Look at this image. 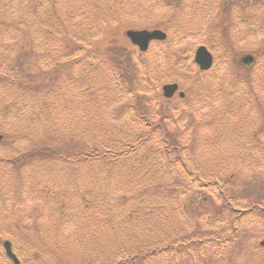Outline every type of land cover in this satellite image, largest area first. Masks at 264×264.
Returning a JSON list of instances; mask_svg holds the SVG:
<instances>
[{"label":"rangeland","instance_id":"rangeland-1","mask_svg":"<svg viewBox=\"0 0 264 264\" xmlns=\"http://www.w3.org/2000/svg\"><path fill=\"white\" fill-rule=\"evenodd\" d=\"M59 1L63 4L61 15H66L64 6H69L66 10L70 11L72 0ZM75 1L81 11H87L82 12L80 19L68 13L64 31L70 35L73 23L78 22L86 45L71 49L66 39L51 38L49 48H41L50 34L43 36L48 25L43 22L45 14L40 12L41 22L31 27L36 35L33 46L19 51L38 78L58 62H72L62 80L55 87H45L43 78L29 91L22 87L19 109H0V264H10L1 248V242L10 237L22 253L23 264H264V253L259 255L251 248L253 244L259 247L264 219L256 215L251 220V214L240 222V228L245 229L240 234L242 250L236 251L228 243L219 257L206 242L199 251L190 243L184 244L187 248L180 254L173 249L160 257L147 253L159 246L156 243L173 241L172 230L188 241L198 233L208 238L221 226L226 227L228 218L233 216L227 210L222 215L224 219L205 223L208 216L202 215L199 219L203 225L183 215L170 224L163 220L175 217H170L172 213L163 215L153 206L154 191L158 190L153 184L160 183L159 190L164 195L167 190L184 188V177L174 171L172 176L170 170L164 174L152 154L139 165L143 160H134L133 153L141 155L143 149L151 153L148 147L139 145L131 152L130 160L120 164L107 163L105 158L83 165L74 162L77 154L95 148L97 153L111 148L119 149L115 153L128 152L125 145L131 144L139 133L149 131L164 115V129L176 134L182 146L190 147L189 157L195 165L206 168V172L225 173L223 178L232 180L226 189L245 202L260 198L264 206V33L259 31L264 22V0H218V9V3L212 0ZM181 2L185 3L180 5ZM23 3L24 0H0V29H4L5 19L1 9L9 18L10 12ZM179 5L181 9H175ZM95 6H100L101 14ZM15 14L17 22L21 14L19 10ZM176 20V37L169 39L168 44H151L141 55L145 68L151 72L149 83H157L156 91L163 100L155 102L152 93L143 97L140 114H146L150 124H144L141 115L139 120L129 121L134 113L124 110V106L131 98L123 96L115 103L112 89L121 72L129 88L139 86V54L138 48L122 34L129 29L164 30L170 25L167 22ZM15 30L4 32L9 42L20 36ZM223 31L233 49L222 42ZM199 46L219 54L213 67L200 77L194 63ZM251 54L256 55L255 64L249 69L240 65L239 59ZM1 62L5 66V60ZM192 76L200 80L196 86L188 83ZM173 82L178 83L185 96L181 100L176 93L168 103L161 88ZM2 93L0 85L3 97ZM7 103L9 97L1 99L2 107ZM157 133H161L159 127ZM48 150L62 153L71 163L57 165ZM5 158L17 164L1 161ZM42 173L49 178H38ZM52 183L61 193H55L61 201L52 194ZM93 188L94 193L87 192ZM187 198L193 207L201 206V213L213 201L204 193L192 200L191 196ZM157 222L166 225L157 227ZM138 251L151 256L144 260L137 256Z\"/></svg>","mask_w":264,"mask_h":264},{"label":"trees","instance_id":"trees-1","mask_svg":"<svg viewBox=\"0 0 264 264\" xmlns=\"http://www.w3.org/2000/svg\"><path fill=\"white\" fill-rule=\"evenodd\" d=\"M32 1L36 3H33ZM100 1L102 2V0ZM108 1L109 0H103L102 3H108ZM95 2H97V0H95ZM110 4L111 2L109 3V5L106 4L108 6L107 8H109ZM21 5L22 6H20L19 8L10 12L9 18L8 16H6V13L1 9L2 12L1 15L5 19L2 21L4 29H0L1 30L0 45H3V47L2 46L0 47V85H2L3 88V93H2L3 97L0 96V109L3 108L17 109L18 104L21 103L23 100L22 93L20 92L21 88L24 87L26 90L29 91L34 87V83L36 81L41 80L42 82L44 79V81L46 82L42 84L45 87H52L54 85L56 86V84L59 82V79L62 80L64 72H66L67 69H69V67H71V65L73 64L72 62H70L69 64L67 62L66 63L58 62L53 66H51L49 73L47 72L46 74L44 73L40 74V77L43 75L42 77L43 79L35 77L32 74L31 65L29 63L28 64L26 63L25 57L23 58V54L19 53V51L20 50L23 51V49H25L26 46H33V43L35 42L33 40V35L34 36L36 35L32 31L31 27L35 26V24L38 25V22H41V20L39 21L40 18L38 17L40 12H43L45 14L44 17L45 20L43 22H46V24L48 25V29L45 32H42L43 36H45L46 33L50 34L48 38L45 37L46 42L45 41L42 42L41 48H45L47 50L50 45L48 40H50L51 38L52 39L58 38V40L66 39L65 42L67 46H70L71 49L79 50L82 46L86 45L85 44L86 42L83 40L84 35L81 34V31L78 28V26L81 24H79L78 22L77 24L75 22L73 23V26L71 27L72 29L70 35L65 33L64 31L65 25H68L65 20V18L68 16V13L69 14L73 13L77 19H80L82 17V12L87 11V10L81 11L80 5L75 0H72L71 8H69L70 11L66 10L69 6L68 7L64 6V8H66L65 9L66 15L63 16L61 15L62 12L61 8L63 7V4L62 1L59 0H24V3ZM106 5L103 6L104 9L106 8ZM9 6H12V4L4 5V7L6 8ZM95 8L98 14L102 13L100 6H95ZM175 9H178V7H176ZM18 10L21 15H18L19 20L16 22L15 13L18 12ZM11 28L13 29L15 28L16 29L15 31H17V34H20V36L18 37L16 36L17 38H12L11 41L9 42V38L4 34V32H9ZM12 31L13 30H11V32ZM259 31H262L264 33V22L260 26ZM63 33L64 35H62ZM80 34L82 35L81 37ZM56 35H59V37ZM177 36H179V34H177ZM221 37H222V42L230 44L228 39V34L226 32L223 31ZM8 42H9V46L7 48ZM222 42L220 41L219 43ZM166 44H168V41L166 42ZM14 55H16L17 57L13 58ZM109 57L110 56L108 55V58ZM141 58L142 57L140 56L139 59L136 60L138 64L137 67L139 69L138 71L139 76L137 79V83L139 84V86L132 89L129 88L130 86L128 87L127 83L122 79V72H121V75L116 78L117 85L116 88L114 87V89H112V93L114 95L113 97L115 98L114 99L115 103L117 102V100H121L123 96L131 98V101L129 102L130 104L128 103L126 104V106H124V110L130 109L132 113H134L132 117L130 116L128 118L129 121L130 118L131 121L134 120L132 118L139 120L140 119L139 115H141V119L144 120V124H150L148 120L146 121L147 119L146 114H142V113L140 114L141 107L139 105L141 104L142 99H144L143 97L147 96L149 93L150 94L152 93V97H154L153 99H155V102L163 99L161 95H158V92L156 91L158 87L157 83L150 85L149 78L151 72L147 68H145V63L141 60ZM1 60L2 61L5 60V66L4 63L1 62ZM77 61L78 60H76V62ZM20 69H22L23 71H21ZM106 72L107 71H104V73ZM202 74L204 75V73L197 71L198 77L202 76ZM187 80L188 83L191 82V84H194V86L197 85V82L198 84L200 82V80H198L195 76L188 77ZM246 82L249 83V81ZM144 84H145V89L143 90ZM251 91H253L252 88ZM251 94L254 97L255 92L253 91ZM5 97H9V103H7V105H4L2 107L1 99ZM167 102L169 103L170 100ZM159 117H160L159 121L157 123H154V125L150 128L149 131L139 133V135L135 137V139L131 144L128 143V145H125V148L128 149V152L122 151L120 153H115V151H118L119 149L111 148V149H104L103 153H97L96 149L98 148H95L77 154V156L74 158V162L83 165L90 162H100L102 158H105L104 160L108 161L107 163L113 164L119 162L120 164L128 160L130 158L131 152L135 151V149H137L139 145H144L148 147L151 150V153H149L146 149H143L141 155H138L136 151L133 153L132 157L134 158V160L139 158L143 160L139 165L146 162L147 159H149L152 154V156L155 155L156 158L155 161L158 164V168L159 165H162L160 169L162 172H164V174L168 173V171L170 170L171 172L173 171L177 172L184 177L183 178L184 188H176V191L167 190V192L164 193V195L162 194V191L159 190L161 184L160 183L153 184L158 187V190H155L154 188L155 190L154 194L156 198L154 200L153 206L161 214L169 215L168 213H172L170 217H175L172 220H169L168 217L163 219L164 217L163 216L160 219H158L159 221H162V219L165 221L168 220V223L170 224L171 222H177L176 218L180 215H183L187 218V220L195 219L193 220L195 223H200L201 220L199 218L202 217V215H207L208 219L204 222L213 223L215 220L218 221L220 218L224 219L222 215L226 214L225 212L229 211L228 213L232 214L233 216H231L232 218L231 217L228 218L226 227L221 226V228H219V231L216 233L218 235L217 237H213V235L215 236L216 234H210L209 237L206 238L205 234L201 235L202 233H198V236L188 241L175 229L171 231L172 235H170L173 241H170L167 244L165 240L156 243L159 246L153 247L147 253L160 257L164 252H169L173 249L174 253L180 254L182 252L184 253L187 248L186 246H184V244H190V243H194L195 249L199 251L200 248L206 244V242H208L215 249V253L219 257L222 256L223 253L227 250V246L229 245L228 243H232L236 251L242 250L241 248L243 247L244 243L240 239V234L242 231L244 232L245 229L240 228L241 227L240 222L241 221L245 222L246 220L245 217L249 216V214H251L250 215L251 220L257 217L256 215L263 216L264 219V206L262 205V199L257 198L255 200L245 202L243 198L239 197V195L234 193V191L226 189L227 184L232 180L231 178H223L224 177L223 175L225 173L221 171L214 173H211L210 171L206 172V168L202 169L201 166L195 165L189 157L190 147L182 146L181 143L178 141L176 134L167 132V129H164L166 126L163 124L164 121H166V118H164V115ZM244 119L245 117L243 118V120ZM244 125H246V120ZM158 127L161 130L160 134L157 133ZM158 134L159 137L157 138ZM244 150L246 151L245 148ZM51 152L53 157V159L51 157V161H54L57 165L67 163L68 161L70 162L69 158H67L65 155H62V153H60L61 154L60 155L57 151L48 150V153ZM6 160L7 163H9L10 165L17 164L15 160L11 158H5V160H1V161L4 162ZM73 170L74 169H71V172ZM174 172L170 175L174 176L175 175ZM118 175L121 176V174ZM38 178H49V176H47L46 173H42ZM43 187L48 188V186H43ZM41 188L42 186L39 185V190H41ZM263 188H264V181H263ZM50 189L55 199L60 200V197H56L57 194H55V193L61 194L58 189H55V183L51 184ZM95 191L96 188H93V190L89 189L87 192L91 194L94 193ZM200 193H204L205 195H207L210 198V201L213 200L209 204V206L206 207V212L204 213H201V206L199 205L201 203L198 204L199 206L197 205L199 208L198 209L196 207H193L187 198L188 196H191L190 199L192 200L195 195ZM105 196H106V192H105ZM74 203L76 205V202ZM133 203L135 204V202ZM57 207L59 209V215H61V213L63 212V210L61 209L62 203L61 204L59 203ZM88 207L84 206V208H88ZM164 208L166 210L162 211ZM169 209H172V212H170ZM180 221L183 220L180 219ZM163 225L166 224L157 222V227H163ZM200 225L203 224L200 223ZM227 227H229V229ZM9 239H11L14 252L19 258L22 259L21 256L22 253L17 249L15 241L11 237ZM41 248L44 249L45 247H41ZM251 248L257 250L256 253L259 255H262L264 253V249L257 247V245L255 244H253ZM57 249L59 248L57 247ZM140 252L142 251H138L137 256L143 258L144 260L149 256H151L146 253L141 254ZM137 256H135L134 258H137ZM189 258L192 257L189 256Z\"/></svg>","mask_w":264,"mask_h":264},{"label":"water","instance_id":"water-1","mask_svg":"<svg viewBox=\"0 0 264 264\" xmlns=\"http://www.w3.org/2000/svg\"><path fill=\"white\" fill-rule=\"evenodd\" d=\"M126 37L130 40L132 45L139 48L141 52H145L151 41H162L165 39L166 35L158 30L147 31V30H128L125 33ZM195 63L203 71L208 70L212 65L211 54L204 47H199L195 53ZM244 64H250L252 62V57L247 56L242 58ZM178 87L176 84L164 85L163 95L166 98H171L173 94L177 91ZM180 97H183V93L179 94ZM260 245L264 247V237L260 242ZM6 256L13 262V264H20L17 257L11 250V244L8 241L3 243Z\"/></svg>","mask_w":264,"mask_h":264}]
</instances>
